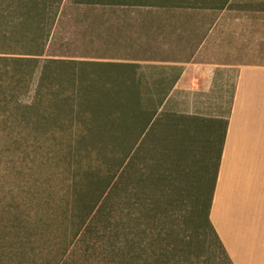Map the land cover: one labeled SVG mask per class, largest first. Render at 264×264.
<instances>
[{
	"label": "trees",
	"instance_id": "16d2710c",
	"mask_svg": "<svg viewBox=\"0 0 264 264\" xmlns=\"http://www.w3.org/2000/svg\"><path fill=\"white\" fill-rule=\"evenodd\" d=\"M196 1L67 0V6L96 7L110 17L126 7H207L205 0H199L202 5ZM228 1L215 0L207 8L223 9ZM61 5L62 0H0V140H47L61 149L59 156L54 147L46 155L55 165L64 163L67 171V204L60 212L67 219V264L205 263L193 245L199 236L210 238L222 264H232L210 220L221 144L211 182L203 163L197 191L185 202L178 173L171 169L174 151L165 153L161 147L167 144L158 140L147 147L146 136L165 116L161 106L167 96L147 93L135 76L137 66L105 57L41 61ZM40 62L37 84L24 105L20 99ZM184 119L188 128L196 120ZM169 121L178 126L177 119ZM24 193L23 200L13 197L0 211V233L8 242L0 254L6 251L10 264H23L24 249L43 233L38 201H27L37 191ZM45 205L44 212L50 207L48 201Z\"/></svg>",
	"mask_w": 264,
	"mask_h": 264
},
{
	"label": "crops",
	"instance_id": "0c3cea01",
	"mask_svg": "<svg viewBox=\"0 0 264 264\" xmlns=\"http://www.w3.org/2000/svg\"><path fill=\"white\" fill-rule=\"evenodd\" d=\"M232 2L229 0L222 10H228ZM256 3L244 9L245 20L255 17L258 20L264 13V0L260 2L262 8ZM202 8L195 10H221ZM142 27L145 39L162 40L154 42L158 43L155 51H160L154 54L156 57L112 61L137 66L135 76L144 81L147 93L167 96L161 106L163 112L175 101L179 117L210 119L212 124L222 121L210 220L232 264H264L262 36L257 34L241 45L231 34L226 37V32L219 38L221 30L216 23H147ZM251 27L250 24L248 28ZM123 34L119 37H125L129 45L144 38L135 41L131 31Z\"/></svg>",
	"mask_w": 264,
	"mask_h": 264
},
{
	"label": "rangeland",
	"instance_id": "374dc122",
	"mask_svg": "<svg viewBox=\"0 0 264 264\" xmlns=\"http://www.w3.org/2000/svg\"><path fill=\"white\" fill-rule=\"evenodd\" d=\"M197 1L198 4L202 5L203 3H200V1L204 0ZM205 1L207 7L215 2V0ZM256 1L259 2L262 8L260 3L262 0H233L226 11L222 9H211L209 12L195 10L196 5L192 8H182L184 6L182 5L180 8L177 7L171 11L150 10L147 7H126L117 8L108 17L107 14H102L100 10L95 11L96 7L67 6V0H62L58 14L60 20L56 26L54 38L46 46L45 53L40 58L41 61L47 58L80 61H96L95 57H105L103 61L113 60L108 58L129 59L135 56L154 58L156 57L154 54L160 52L155 51L158 43L154 42L162 40H151L153 42L151 43L149 37L145 39L141 29L142 26H147V23L164 25L172 23H205V25H211L216 23L218 30H221L219 38L224 36L226 32V37L231 34L233 40H239L238 43L241 45L251 41V39L253 40L257 34L258 37L262 36L264 40V13L260 15L258 20L255 15L254 20H245L244 9L247 6L256 5ZM250 24L252 25L251 29L248 28ZM242 28L244 31H242ZM128 31L134 34L135 41L141 36L144 38L139 39L133 45H129L125 37H123L125 40L119 37V34L124 33L123 35H126ZM163 50H165L164 45ZM160 55H163V53L161 52ZM40 67L41 62L30 77L28 93L20 99V102L24 105L30 102L40 74ZM152 95L155 94L152 93ZM148 97L152 99L154 96ZM175 109L176 105L173 101L164 112L165 116L159 123L160 125L155 124L153 126L155 131L146 136L148 137L147 147L149 150L152 149L151 142L156 143L158 140L167 144L166 147L164 145L161 147L165 153L169 154L170 152L167 151L169 149L174 151L178 159L176 158L175 165H172L171 169L176 170L180 178L178 179L180 181L181 197L185 202H189L197 191L203 163H207L206 168L208 169V174L204 177L208 179L209 183L211 182L219 152L218 148L221 144L222 121H219L218 124H212L210 119L189 117L196 120H192L193 125L191 124L188 128L187 121L184 117L177 116ZM169 115L171 116L170 119H168ZM176 119L178 126H170L169 120L175 122ZM193 126L195 131L192 130ZM159 128H161V131ZM174 129H180V131L175 135L173 133ZM188 139H191V143ZM174 142L176 146L173 148ZM210 142L211 144H209ZM54 145H57V142L47 140L37 143L31 140H20L18 142L0 140V211L11 202L13 197L23 200L24 191L31 188L37 191V195L35 198L28 197L27 201L30 204H34L35 200L38 201L37 211L39 213L43 212L41 213L43 217L41 219L44 220V224L43 227H40V233L42 231L43 233L39 234L34 242L32 241L24 249L21 258L23 264H67V249H65L67 247V219L61 214L67 204V171L64 163L59 162L55 165V163L47 160L46 151L53 154ZM205 145L207 148H205ZM35 147L39 153L35 152ZM179 151H182L181 155L183 154V156L180 155ZM61 153L59 147H54L55 156H59ZM168 167L170 166L165 168ZM206 168L204 165V169ZM50 197H52L51 200ZM45 201L50 204L46 212H44L47 209ZM3 217H6V215L3 214ZM52 218H54V221L51 223ZM5 238V234L0 233L2 250L8 243L4 241ZM193 245L202 255L199 262H205L199 264H222L221 257L219 258L218 252L212 247L210 238L204 239L199 236L195 239ZM0 256V264H10L11 256L6 251H1Z\"/></svg>",
	"mask_w": 264,
	"mask_h": 264
}]
</instances>
